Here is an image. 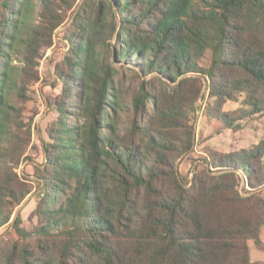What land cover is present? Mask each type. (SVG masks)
<instances>
[{
  "label": "trees",
  "instance_id": "trees-1",
  "mask_svg": "<svg viewBox=\"0 0 264 264\" xmlns=\"http://www.w3.org/2000/svg\"><path fill=\"white\" fill-rule=\"evenodd\" d=\"M133 1H119L121 25L112 2L109 21L99 11L91 21L81 11L74 16L69 73L58 77L63 101L70 78H80L78 123L60 117L49 129L45 163L35 165L43 189L31 213L38 223L21 228L19 214L12 222L34 244H12L0 264H257L248 241L260 246L264 228V137L248 149L211 152L187 183L177 160L195 146L203 81L205 116L223 127L235 130L237 119L264 113V0H148L138 18L127 14ZM74 2L0 0V227L10 222L8 207L31 193L14 171L30 137L23 103L39 79L41 51ZM115 34L124 40L113 48ZM100 47L165 88L154 94L143 84L126 101L117 66L100 58ZM12 54L23 63L19 83ZM241 96L238 117L222 110Z\"/></svg>",
  "mask_w": 264,
  "mask_h": 264
},
{
  "label": "rangeland",
  "instance_id": "rangeland-1",
  "mask_svg": "<svg viewBox=\"0 0 264 264\" xmlns=\"http://www.w3.org/2000/svg\"><path fill=\"white\" fill-rule=\"evenodd\" d=\"M37 1V0H35ZM101 0H75L72 9L65 13V21L53 35L52 46L41 51V57L38 60L36 70L38 72V81L30 82L28 85L27 96L28 100L23 103L22 119L29 124L30 137L28 142L20 146V153L22 154L21 161L14 170L18 177L26 182L31 189V193L19 204L10 205L8 208L11 212L10 222L0 227V252L12 244L19 245L34 244L33 238L21 237L12 226V222L16 215L20 217V227L26 230H32L37 225L36 217L31 216L38 200L42 196L43 189L38 184V176L40 172L35 169V165L43 166L45 163L44 144L51 142L49 138V129L59 121V118L66 122V125L73 126L78 123V112L81 106V81L79 77L72 76L69 80V94L63 101L61 98L63 82L58 77V72L63 70L69 73V68L65 63V57L69 54L70 41L69 37L77 30L76 24H73L74 16L81 11L86 21H91L96 14H100L107 20H111L112 16L107 7L112 2L116 20L122 24L125 14L119 13L118 8L123 4L120 0H103L105 6L101 7ZM148 0H135L128 15L138 18L140 14L146 11ZM38 3L36 11L33 14L35 18L38 11ZM75 37V36H74ZM122 39L115 34L110 40L112 47L116 48ZM101 55L106 60L117 66L115 72L116 87L126 101L131 98L132 93L141 85L145 84L146 88L151 89L152 93L158 94L165 88L162 83L156 80L152 75L145 76L142 72L136 74L135 71L129 68L120 67L121 64L133 66V64H126L125 59L122 60L116 55H110L104 47L99 48ZM211 51L207 50L204 56L200 59L202 66L209 64ZM10 65L16 74V83L20 81L22 76L21 67L23 63L20 62V56L12 54ZM135 60V58H134ZM133 62V61H131ZM20 76V77H19ZM18 78V79H17ZM144 82V83H143ZM14 92V91H13ZM196 106L198 110L193 121V131L195 134V146L192 152L183 158L177 160V168L179 174L182 176L184 182H189L193 174L202 170V160L208 158V155L213 152H228L232 149L251 148L257 144L264 137V113H255L237 119L235 124L239 128L235 130L227 129L215 120L209 119L205 116V106L208 100L206 81H203V87ZM64 99V98H63ZM243 96L239 97L237 101H226L222 105V110L234 112V116L238 117L243 111L239 108H246L242 104ZM10 101H14V97L10 96ZM58 102L65 106V114H60L58 110ZM246 187L241 183L240 190L244 193ZM260 195L264 198V187L260 190ZM250 248L251 260L257 264H264V228L261 232V244L256 246L253 240L248 241Z\"/></svg>",
  "mask_w": 264,
  "mask_h": 264
}]
</instances>
